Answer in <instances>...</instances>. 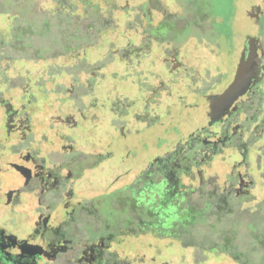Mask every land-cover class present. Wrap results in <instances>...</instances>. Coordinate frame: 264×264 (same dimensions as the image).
Returning a JSON list of instances; mask_svg holds the SVG:
<instances>
[{
	"label": "flooded vegetation",
	"instance_id": "af4514ba",
	"mask_svg": "<svg viewBox=\"0 0 264 264\" xmlns=\"http://www.w3.org/2000/svg\"><path fill=\"white\" fill-rule=\"evenodd\" d=\"M187 1L190 14L197 12L180 23L183 28L221 33L211 25L220 19L208 0ZM163 2L143 0L136 25L118 30L117 44L106 36L108 24L82 26L75 6H91L90 0H66L57 13L63 17L44 13L48 22L56 18L57 29L45 44L2 38L0 264H264L214 246L195 253L183 239L209 208H264V194L257 200L253 192L258 181L264 192V47L261 54L256 39L264 28L243 33L238 42L231 32L225 48L222 40L199 43L188 27L177 45L165 38L180 25L172 21L177 14ZM15 47L21 50L12 54ZM93 48L101 53L91 54ZM198 48L216 55L212 66L219 72V58L235 57L223 87L215 85ZM49 49L55 57L44 56ZM240 59H251L247 87L215 115V99L233 81ZM29 61H47L46 71L30 72ZM119 82L144 86L139 109L128 111L133 100ZM199 95L204 106L194 99ZM179 101L185 109L174 112ZM189 109H200L201 118L185 114ZM151 123L163 129L154 134L153 155L140 165L135 146L118 149L115 142ZM142 148L149 149L146 140ZM100 172H115L104 195V187L99 194L91 185ZM103 197L111 216L97 215ZM221 256L230 262H220Z\"/></svg>",
	"mask_w": 264,
	"mask_h": 264
},
{
	"label": "rangeland",
	"instance_id": "374dc122",
	"mask_svg": "<svg viewBox=\"0 0 264 264\" xmlns=\"http://www.w3.org/2000/svg\"><path fill=\"white\" fill-rule=\"evenodd\" d=\"M90 1L92 4L91 6L87 4H76L75 6L76 13L79 14L83 20V22H81L82 26H87L88 23H91V25L95 26H105L108 24L107 27L112 29H108L106 36H108V38L114 43L116 42V44L118 30L123 28V26L136 25L138 20H136L137 13L135 12V9H137L140 3L143 2V0ZM163 1L164 4H168L171 9H174L175 14H177L176 18H174L172 21H176L178 24H180L181 22L185 21V19L190 20V18H196V16L194 17L192 15H194L197 11H194L192 15L190 14V4L187 0ZM262 1L263 0H208L211 6V13L215 12V19H220L219 22L217 20L211 19V25L216 26L217 30L221 29V33L218 32V35H214L209 32L208 29L199 32V30H197L195 26H188L190 27L189 35H196V39L199 41V43L200 40H202V43L204 45L206 43L209 44L213 43L214 41L220 42L222 40L220 44L227 48L229 47L231 32L235 35L234 39L236 38L237 42L238 40L240 41V35H242L243 33H260L264 28V5L263 7L259 6V4H263ZM153 2L159 3V0H153ZM67 4L68 3H66V0H0V42H2V38H4L8 41L19 40L21 41V43H23L21 39L26 38L27 43L30 44H35L38 42L41 44H45L47 38H56V18L50 19V21L48 22V16H45L44 13H50L52 15L53 12H56L57 14L59 13L60 7ZM38 8L40 9L39 11ZM85 11L87 12L88 16H90L89 13H91V17H88L86 20L83 18V14ZM40 12H43V14ZM217 13H220V17ZM59 16L63 17L62 14H57V17ZM77 23L80 24V22ZM48 26L51 27L48 28ZM53 26H55V28ZM67 27L68 29L65 28L64 33L69 35L70 28L69 26ZM188 27L183 28V26H181L180 24L179 26H177L174 35L171 31V33H168L165 38L169 40L173 39V43L181 45L184 42L186 35H188ZM164 28L165 26H160V29ZM2 33H4V37L1 36ZM160 33L162 34L164 32L161 30ZM256 39L259 45V51L262 54V48L264 47V35H258ZM16 45H18L17 47H20V44ZM17 47L14 48L15 50L12 51V54H17V51L21 50ZM199 47H201V44ZM113 48H115V46ZM196 49L197 48H195V50ZM31 50H35V48L33 49L32 47ZM200 50L201 49L198 48V51L195 52L198 55H204L206 65L210 66L209 68L212 73V78L215 77V85L223 87L229 80V77H231V73L236 63L235 57L230 58L224 56V60L219 58L220 63L217 64L221 67V72H219L217 69H214V66H212L216 64V55L209 53L207 49H204V52L203 50ZM90 51H92L91 54H96V52H98L99 54L101 53L100 50H95V48ZM10 53L11 50L7 54ZM55 54V50L53 51L49 49L44 53V56L55 57ZM40 62L42 61L34 63L29 61L25 68H28L29 70H31L30 72L33 73L36 71L42 72V69H45L46 71L47 61L44 65ZM16 66L18 67L17 64ZM222 72H226V74H222L221 76ZM119 86L124 87L125 90L129 89L130 91L129 98L133 100L134 105L129 104L127 108L128 111L139 109L142 106L141 96L144 86L136 87L132 84V87H128L123 82H119ZM194 97V99L197 100L200 105H205V103L202 101V95ZM177 104L173 106L174 112L177 109L182 110L180 108H183V101H179L177 102ZM133 107H135V109ZM184 109L185 107L183 108V110ZM199 111L200 109H189L185 110V114H194V116L201 118ZM159 113L161 118V111ZM185 120L186 119H182L183 124ZM162 127L159 124L151 123L148 127H146L145 129L141 128L140 131L135 134L132 133L129 135L128 133L125 138H120V141L118 143L115 142V147L121 149L123 148V146L129 145V147L133 149V147L131 146H135L134 151L138 152L136 159L137 162L140 165L145 164L149 161L148 158L153 155L155 151L154 134L156 133V131H162ZM0 138H2L1 128ZM145 140L148 143L149 149L144 148V151L142 145L143 141ZM259 143L260 141H258L256 144ZM6 144H9V142H4V145ZM261 163L263 164V159ZM212 166L213 168H215V161ZM211 170H208V172L213 171ZM114 175L115 172L113 175L100 172L97 176L92 178L91 185L97 188L99 194L101 193V188L104 187V190L101 193V195H104L106 194L104 191L107 188V183L108 181H111L112 178H115ZM254 176L256 178L258 177L256 174H254ZM258 182H256L253 191L254 197L257 200L261 199L264 194L262 187L260 185H257L259 184ZM104 197L102 199H104ZM106 206L107 205H105V199L101 200L98 206L96 205V208L98 210L97 215L111 216L112 211L110 213V209L106 208ZM232 206L233 209L231 212H214L213 209L209 208L208 212H210V215H208L207 218H205L201 222V224L191 225L188 229V234H185V238H183L184 241L190 242L193 252L195 253L203 254L204 249L209 246H214L215 249L219 248L224 252H228L230 254H233L234 256H238L241 261L249 260L250 262H264V208L260 207L259 205L255 208H251L252 210L242 211L239 210L236 205L233 204ZM206 208H208V206H206ZM22 216V214H19V217ZM15 218L17 219V217ZM179 247H181V245H178L177 247H175V249ZM181 249L183 248H179L178 251H182ZM220 262L230 261H228L225 256H221Z\"/></svg>",
	"mask_w": 264,
	"mask_h": 264
},
{
	"label": "water",
	"instance_id": "95a60500",
	"mask_svg": "<svg viewBox=\"0 0 264 264\" xmlns=\"http://www.w3.org/2000/svg\"><path fill=\"white\" fill-rule=\"evenodd\" d=\"M251 73V59H240L235 76L230 85L215 99V115L226 109L247 87Z\"/></svg>",
	"mask_w": 264,
	"mask_h": 264
}]
</instances>
